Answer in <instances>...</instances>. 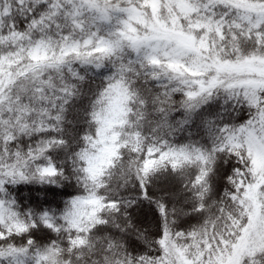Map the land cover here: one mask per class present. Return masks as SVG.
Listing matches in <instances>:
<instances>
[{
  "label": "snow or ice",
  "instance_id": "6c2138e0",
  "mask_svg": "<svg viewBox=\"0 0 264 264\" xmlns=\"http://www.w3.org/2000/svg\"><path fill=\"white\" fill-rule=\"evenodd\" d=\"M0 264H264V0H0Z\"/></svg>",
  "mask_w": 264,
  "mask_h": 264
},
{
  "label": "trees",
  "instance_id": "16d2710c",
  "mask_svg": "<svg viewBox=\"0 0 264 264\" xmlns=\"http://www.w3.org/2000/svg\"><path fill=\"white\" fill-rule=\"evenodd\" d=\"M183 185L179 183L172 176L161 177L155 182L154 187L151 189L156 195L160 193H176V198L169 199L168 203L171 205L173 202L176 203L177 207L183 204V197L180 195ZM190 211V209H188ZM128 215L132 218V222L139 224L146 230L152 232L156 231V225L161 223L160 214L154 204H149L147 201L138 203L128 210ZM185 221L195 222L192 216H184L178 223H184Z\"/></svg>",
  "mask_w": 264,
  "mask_h": 264
}]
</instances>
